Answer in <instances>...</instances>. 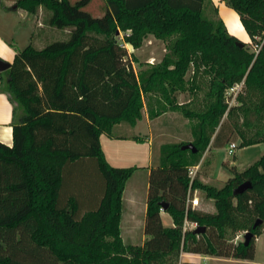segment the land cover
<instances>
[{"label": "trees", "instance_id": "16d2710c", "mask_svg": "<svg viewBox=\"0 0 264 264\" xmlns=\"http://www.w3.org/2000/svg\"><path fill=\"white\" fill-rule=\"evenodd\" d=\"M14 1L31 14L43 7L47 24L68 29V37L41 48L31 42L0 71V92L13 104V143L0 141V264H179L181 252L253 259L255 236L264 226V152L242 170L230 166L232 176L221 186L191 179L189 168L199 164L218 127L220 133L230 87L243 81L259 90L256 112L264 111V0H225L257 51L231 34L222 18H207L205 0H106L100 16L85 9L90 0ZM118 30L130 31L124 41L134 48L149 34L177 37L159 64L138 72L125 59ZM191 65L194 73L202 66L209 72L212 101L204 111L177 103L175 92L185 91ZM151 91L196 123L192 140L161 146L149 178L147 238L126 245L122 196L136 167L111 165L100 134L120 121L135 124L143 95ZM260 141L253 137L241 145ZM189 142L196 152L183 148ZM78 167H93L92 186L89 173L76 178ZM244 181L251 187L235 194ZM196 189L214 200L215 212L186 206ZM161 201L173 226L163 224ZM185 218L205 231L184 232ZM229 230L255 236L248 245L234 243Z\"/></svg>", "mask_w": 264, "mask_h": 264}, {"label": "crops", "instance_id": "0c3cea01", "mask_svg": "<svg viewBox=\"0 0 264 264\" xmlns=\"http://www.w3.org/2000/svg\"><path fill=\"white\" fill-rule=\"evenodd\" d=\"M4 6L6 8H4ZM217 8L219 13H221L223 9L226 13L225 16L235 15L233 20L228 22V24L227 20L222 17L226 27H228V31L241 40H249L250 37L244 27H242V31L232 32L230 30V26L235 22H239L243 26L238 13L231 7L230 10L233 12H228L224 0H219ZM41 11L42 8L40 7L38 13L31 14L26 9L17 7L14 0H0V59L12 63L18 50L23 49L25 45L27 46V44L31 42L33 44L35 39H39L38 36L32 38L35 32L36 35L39 34V36L46 38V36L55 30H63L50 25L43 27L45 25L40 17H38ZM14 12L19 13L20 18L14 17V15H12ZM64 30L68 32V29ZM22 31L25 32V36L19 35ZM127 33L129 34L130 31L123 32V36ZM241 33L242 36H239L238 34ZM67 37L68 35L62 37V39H66ZM57 39L58 36L51 38L50 41ZM123 44H125L128 53L135 51V48L131 44L127 42ZM131 62L134 64L133 61ZM153 65L157 64L153 63ZM150 66L152 65L148 67ZM177 103L185 104V101L177 100ZM195 123V119L186 117L179 109L169 108V104L159 93L151 91L143 95L142 117L135 124H130L127 121H120L113 125L110 133L102 132L100 134L101 148L106 160L111 165L117 167H136L126 183L122 196L120 229L124 244L142 245L147 238L145 233V218L147 212L149 178L152 168L159 163L161 146L166 143L192 140L193 135L191 130ZM219 129L218 127L213 133L209 147L203 154L199 164H197L199 168L196 174L204 183H209V177L204 175L199 176L200 173H198L201 171L200 168L202 167L203 160L208 153L214 152V145L220 146L217 147L219 151L222 149V145H229L226 144L227 139L221 131L218 133ZM188 131L189 134L192 135L190 139L184 137V135H187L185 132ZM0 141L8 145H12L13 143V104L5 92H0ZM223 163L227 165V162ZM211 165H214V161ZM230 165L231 164L227 166ZM197 191L202 192L201 189H196L195 192ZM207 200L208 203H206V206L202 207V209L215 212L216 207L214 200L212 198H207ZM165 216L168 217L171 215L166 210L161 209L163 224ZM170 222V225H164L173 226V219L170 220ZM258 239L259 236H256V250ZM182 255L186 258L189 256L195 258L203 257L206 260L214 261L211 263L209 262L210 264H217L219 262L229 264H264V262L256 259V253L253 259L190 252L182 253ZM185 261L203 262L194 261L193 259H185L182 262ZM203 263L208 262L205 261Z\"/></svg>", "mask_w": 264, "mask_h": 264}, {"label": "rangeland", "instance_id": "374dc122", "mask_svg": "<svg viewBox=\"0 0 264 264\" xmlns=\"http://www.w3.org/2000/svg\"><path fill=\"white\" fill-rule=\"evenodd\" d=\"M75 1V0H72ZM222 1V0H220ZM225 1V0H224ZM219 0H205L203 13L207 18L210 19H218V18H224L228 22L233 20V16H225V12L222 9V12L219 13V10L217 8ZM226 3V1H225ZM104 5H106V0H90L89 4L85 7L86 10L90 11L94 16H100L104 12ZM227 6V11L230 10V6ZM222 7V6H221ZM10 8V7H9ZM42 8V11L39 13L40 19L43 21V24L47 27V11ZM221 10V9H220ZM233 12V11H232ZM223 14V15H222ZM14 17L20 18L19 13L14 12L12 13ZM244 27V26H243ZM228 28V27H227ZM123 30H118L117 32V38L120 42V44L124 43L125 39L123 36ZM24 31H22L19 35L25 36ZM35 36H38L39 39H35V42L33 43L34 46L41 48L45 43L49 42L51 38H55L58 36V39H62V37H65L68 35V32H65V30H55L46 38L39 36V34L36 35V32L34 33ZM239 36H242L241 34H238ZM61 36V37H60ZM123 36V37H122ZM176 35H172L166 39H159L156 38L153 34L147 35V37L144 38L142 41L141 46L135 48V51H129L127 50V59L129 61H133L134 69L138 72L145 71L146 69H149V65L159 64L166 53L170 50V45H172L173 41L176 39ZM244 41V40H242ZM249 45V49L251 51H257L258 45L255 43H252L250 38L249 40L245 41ZM28 45V44H27ZM26 47V45H25ZM24 47V48H25ZM195 72V67L193 65L190 66L189 71L187 72L186 79V89L183 92L177 91L176 99L178 101H185V105L189 107L190 109H194L197 111H204L209 106L210 102L212 101V98H210L207 95V88H208V79H209V72L205 69L204 66L200 67L198 72ZM196 76V77H195ZM195 77V82L193 83V79ZM241 90H239V94L237 95V98L235 102H233L232 106L229 110L226 111L222 118V127H221V133L226 137L227 141L226 144H230L231 142H236L237 147L234 149L233 153L229 152V145H222V149L220 151L217 149V147L214 145L213 151L207 154L205 159L203 160L202 167L200 168L201 171L199 176H208L209 183L211 185L215 186H221L223 185L224 181L227 180L230 176H232V171L230 170V166L236 165L239 170H242L252 163H254L264 152V141L257 142L255 144H249V145H241L242 142L248 141L251 138L259 137L261 139H264V111L261 113L256 112V108H258L260 100H262V94L259 90L256 88H253L249 85L246 86V84H243L241 86ZM184 137H187V139L191 138V134L188 132H185ZM188 141V140H187ZM205 153V152H204ZM203 157V156H202ZM214 161V165L211 164ZM227 165L231 164L230 166ZM93 170V167L85 168V167H78L75 169V176L77 179H81L83 177H86L89 172ZM197 175V174H196ZM90 177H87L86 182L89 183V185H93L94 183V176L93 174L89 173ZM200 179V178H199ZM96 184V183H95ZM97 185V184H96ZM193 197L199 198V205L193 206L197 208H202L206 206V203H208V200L206 196H204V191L200 192L197 191L193 195ZM170 220H172L171 216H165L164 218V224L170 225ZM244 231L238 233V234H232L229 231H227V239L231 242H239L244 241ZM258 244H257V250H256V236H255V253H256V259L258 261L264 262V226L261 229V233L259 235ZM228 241V242H229ZM180 254L179 264H181L182 261L185 259H193L194 261H203V262H214L211 260H206L203 257L195 258V257H185ZM220 261V260H219ZM217 264H229L224 262H219Z\"/></svg>", "mask_w": 264, "mask_h": 264}, {"label": "built area", "instance_id": "2783aa9c", "mask_svg": "<svg viewBox=\"0 0 264 264\" xmlns=\"http://www.w3.org/2000/svg\"><path fill=\"white\" fill-rule=\"evenodd\" d=\"M123 46H125V44L122 43ZM125 59H127V57H125ZM243 85V81L240 83H236L234 84L232 87H230L227 90V101L229 103V107L232 106L233 102H235L237 95L239 94V90H241V86ZM237 147V143L236 142H231L229 144V152L233 153L234 149ZM199 168V165H195V166H191L189 168V176L191 177V179H193L197 173V170ZM199 205V198L198 197H188L187 202H186V206H197ZM198 227V223L195 221H189L187 218H185L184 220V224H183V231H187L189 229H195Z\"/></svg>", "mask_w": 264, "mask_h": 264}, {"label": "water", "instance_id": "95a60500", "mask_svg": "<svg viewBox=\"0 0 264 264\" xmlns=\"http://www.w3.org/2000/svg\"><path fill=\"white\" fill-rule=\"evenodd\" d=\"M241 46H242V43H241ZM10 66H11V63L0 59V71H4V70L8 69V68H10ZM183 148L184 149L190 148L194 152L197 151V148L194 146V144L192 142L184 144ZM250 187H251V182L250 181H244L243 183H241L238 187H236L234 189V193L235 194L242 193ZM167 207H168V204L164 201H161V209L166 210ZM260 223H261V219H258L257 222L254 224V227H256ZM205 229H206V227L201 225V226H198L197 228H195V232L196 233H202L205 231ZM254 236H255V234L253 231H250V230L246 231V233L244 234L245 245H248Z\"/></svg>", "mask_w": 264, "mask_h": 264}, {"label": "bare ground", "instance_id": "6f19581e", "mask_svg": "<svg viewBox=\"0 0 264 264\" xmlns=\"http://www.w3.org/2000/svg\"><path fill=\"white\" fill-rule=\"evenodd\" d=\"M243 26L239 22H235L233 25L230 26V30L232 32L242 31Z\"/></svg>", "mask_w": 264, "mask_h": 264}, {"label": "flooded vegetation", "instance_id": "af4514ba", "mask_svg": "<svg viewBox=\"0 0 264 264\" xmlns=\"http://www.w3.org/2000/svg\"><path fill=\"white\" fill-rule=\"evenodd\" d=\"M245 233H246V232H245ZM245 233H244V234H245Z\"/></svg>", "mask_w": 264, "mask_h": 264}]
</instances>
